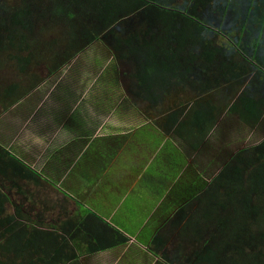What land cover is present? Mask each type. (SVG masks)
I'll use <instances>...</instances> for the list:
<instances>
[{
	"label": "crops",
	"instance_id": "obj_1",
	"mask_svg": "<svg viewBox=\"0 0 264 264\" xmlns=\"http://www.w3.org/2000/svg\"><path fill=\"white\" fill-rule=\"evenodd\" d=\"M11 84L16 88L0 91V103L8 106L10 115L3 124L6 133L0 132V144L19 162L12 163L6 174L0 172V182L6 193L17 197L22 192L24 200L7 202V213L14 214L29 232L44 231L49 246L45 264H148L157 257L150 245H167L165 252L170 257L160 255L156 264H177L172 256L175 240L170 241L173 234L167 230L190 227L187 221L197 204L190 196H179L178 161L187 155L174 137L194 147L197 136L184 135L179 123L170 122L174 107L161 114L162 121L159 115L150 120L147 102L138 100L132 105L125 97L131 95L129 91L124 96L127 100L122 96L115 103L107 97L124 91L105 90L100 102L90 100L93 90L79 98L77 90L39 87L38 82L27 89L17 82ZM130 105L134 112L138 109L146 114L145 120H134ZM103 113L126 119L128 124L121 128L112 120L107 130ZM25 126L29 129L26 141L20 144L24 139L19 140V133ZM192 174L184 172L188 187L192 189V180L199 177L203 186L192 190L194 195L204 192L205 177ZM115 229L127 235L126 242L94 250L97 241H110ZM135 233L142 240L135 239ZM187 234L177 238L183 242ZM52 241L61 245L57 261L51 260Z\"/></svg>",
	"mask_w": 264,
	"mask_h": 264
},
{
	"label": "trees",
	"instance_id": "obj_2",
	"mask_svg": "<svg viewBox=\"0 0 264 264\" xmlns=\"http://www.w3.org/2000/svg\"><path fill=\"white\" fill-rule=\"evenodd\" d=\"M245 1H248V5L244 4V7L241 4L239 6L241 0H183L181 3L174 0H37L34 5L31 0H21L15 4L17 7L11 18V26L21 24L17 27L22 43L17 44L16 31L10 34L12 28H5L6 35L3 32L0 41L20 50L30 49L27 33L31 23L28 24L25 17L29 18L37 6L42 9L41 20L54 17L57 19L56 24H61L67 47L80 50L87 43L101 39L109 47L114 62L129 67L123 73L128 74L132 82L126 86L131 95L125 96L132 105H136L138 100L146 101L149 117L152 115L150 109L164 107L161 109L164 112L174 107L169 112V120L172 124L179 123L181 127L187 119V113H190L189 120L195 125L192 129L200 137L212 124L219 106L205 104L202 99H198L190 107V104L175 107L167 105L168 98L165 99V96L185 89L189 78L197 70L203 74L202 89L225 84L240 85L252 72L264 75V47L259 45L264 41V0ZM210 2L212 5L221 4L223 13L231 9V12L241 15L239 9L242 6L243 20L238 24V36L235 39L207 24L202 13ZM3 3H0L1 9L5 7ZM211 35L223 38L225 43ZM46 47L53 50L50 43ZM56 55L53 53L50 57L51 65L56 63ZM16 56L21 74H28L27 65L32 66L34 53ZM111 65L116 73L118 65ZM50 70L52 74V68ZM260 82L264 85V76ZM6 88L12 90L16 85L9 84ZM257 89L259 92L247 87L228 105L230 112L237 113L251 125L264 117V91ZM14 162H19V159L0 144V172L6 174ZM21 165L27 168L23 163ZM217 175H221V180L215 188L218 190L216 201H210L213 206L206 208L202 205L209 200L206 190L193 196L198 208L197 220L195 222L192 215L187 225H197V230L201 228L200 231H205L208 229L207 219H210V227H213L208 238L207 233L204 234L207 241L201 244L205 247L200 253L197 252L194 264H224L219 250L230 253L231 247L237 250L240 245L244 246V250H249L257 242L253 250L259 247L258 261L264 262V138L256 145L236 151ZM217 175L211 180L218 179ZM3 186L4 183L0 182V257L4 255V260L0 258V264H31L33 258L46 262L45 249L49 246L44 242V231L29 232L25 227L21 228L14 214L7 213L5 204L11 199ZM220 190H225L227 201L242 203V206H231L230 209L234 211L227 214ZM16 212L19 210L16 209ZM235 220L253 223L255 230L251 233L252 241L242 242L237 248L227 242L225 249H222L223 240L214 239L216 248L210 247L212 234L224 231L225 224ZM114 231L116 233L110 241H97L94 250L119 245L127 240V235L122 231ZM38 239L40 244L37 245ZM41 242L46 247L44 245L42 248ZM60 246L58 242L50 243L52 261L60 258ZM39 252L40 256L37 255Z\"/></svg>",
	"mask_w": 264,
	"mask_h": 264
},
{
	"label": "rangeland",
	"instance_id": "obj_3",
	"mask_svg": "<svg viewBox=\"0 0 264 264\" xmlns=\"http://www.w3.org/2000/svg\"><path fill=\"white\" fill-rule=\"evenodd\" d=\"M20 1L21 0H0V3L4 2L3 4H5L4 8H0V36L4 34L6 35V32H4L5 28H12L10 34L16 31L17 35L15 40L17 44H20L23 41L18 36L19 28L17 26L21 24L11 26V18L15 15L14 11H16L15 8L17 7L15 6V4L20 3ZM31 1H33L32 5L37 4V2H35L37 0ZM174 1H176L177 3H181L183 0ZM240 4L245 7V5H248V1L243 2V0H241L239 6ZM242 6L239 9L241 11V15L236 12H231V9L223 13L221 11V4L212 5V3L210 2L203 10L202 15L204 16L208 25L213 26V28L217 29L218 31L220 30L221 32L235 39L238 36V24L243 20ZM41 14L42 9L36 6L33 9L32 15L29 16V18L25 17V20L28 22V24L29 22L31 23L29 32L27 33V35L29 36L28 40L30 39V49L20 50L19 48H16L14 46L7 45L5 41H0V91H4V88H6L12 82L19 83L21 87L25 89L30 88L32 85H34L35 83L37 84L38 82L39 87L57 90L64 88L68 91H80L81 93L79 94V98L84 95L83 93L85 91L93 90L94 97H91L90 100H100V102H103L101 100L103 99L105 90L112 91L114 89H117L118 91H124V93H120L117 97L108 100L114 99V102L118 103L119 101H121L122 96L123 99H126L124 97L127 94L126 86L127 84L131 85L132 82L128 77V74L126 75L123 72L125 69L127 71L129 67L127 68L126 65L122 66V64L117 63V60V62H114V56L112 55L109 47L103 43L104 41L101 39L93 40L92 42L87 43L85 48L80 50H73L70 47L66 46L64 35L61 32V24H56L57 19L54 17H49L45 21H43L40 18ZM235 20H237V22L233 24ZM211 37L219 40L222 43H225L224 39L219 36L211 35ZM242 40L244 41L243 38ZM262 42L263 43H259V45L264 47V41ZM47 43L51 44L53 50H50L48 47H46ZM28 52H33L35 55L32 66L27 65V69H29V72L31 73L28 72V74H21V66L17 62L16 55L22 56L26 55V53ZM53 53H57V55L55 56L57 57V59L55 60L56 63L54 65H51L50 57ZM113 63L118 65V71L116 73L114 67L111 65ZM49 68H52V74ZM32 74H36L37 76H32ZM202 75L203 74L201 70H197L189 78L190 80L185 89L173 91L171 94H169V96H165V99L168 98L167 105H172L175 107H186L188 104H190L188 106L190 107L198 99H202L205 104L209 103L211 105L219 106V110L216 113L212 124L207 128L205 134L203 136L201 135L200 137H196L194 147L192 143H189L185 139H176V136L174 137V140L179 144L181 150L183 149V151L187 155V158H185L183 162L182 159L181 161H178L179 164L181 163V165L178 168L177 172L182 177L179 179V182L177 184L180 188L179 196H190L193 198V188L203 186L200 178L196 177L194 180H192L193 190L190 189L188 187L187 178L185 177L184 172L189 171V173H191V175L193 176L194 174L192 173H200L203 177H205V181L207 184L206 196L209 199L208 201H204L202 205H204V207L206 208H209L213 206L210 201H216L217 197L216 191L218 190H216L215 188L217 185H219L217 184V182L221 180V175L218 176L217 174L223 168V165L228 161L230 156L239 149L258 144L264 138V117L261 118L256 124L251 125L250 123L243 121L237 113L230 112L228 110V105L234 102V100L237 99V96H239V93L242 90L247 89V87L249 89L251 87L254 92H259L257 87L264 91V85H261L260 82L261 79H263L264 75L252 72L245 77L244 81L240 85L233 86L225 84L219 87L207 86V88L205 89L201 88V85L203 83ZM37 77H39L40 80H36ZM2 104L4 103H0V120L2 121V124H0L1 134L6 133L7 131V127H5L3 124L5 122H9L10 120V115L8 114V106L5 105L3 107ZM130 108L131 114L129 115L132 116L134 120H145L143 115L146 114H140L138 109H135L136 111L134 112L132 106ZM163 108L164 107H160L158 109H150L152 114L150 120L158 119L157 116L159 115L160 121H162L163 115L161 114L164 112L161 111V109ZM101 117L103 122H105L103 124L105 128L110 125L109 123L112 120L118 122V124L114 125L117 127L125 128L128 124V121L126 119L123 120L116 118L112 113H103L101 114ZM190 118L191 114L187 113V119H185L184 125L180 127V131L184 135L197 133L196 130L192 129V127L195 125L190 122ZM28 130L29 129L25 126L19 133V140L24 139V141H18L20 144L26 141L25 139ZM107 130L109 129L107 128ZM14 143L16 144V142ZM214 175H217L218 179L214 181L210 180V183H208L209 179H212ZM231 180H233V176H231ZM220 191H222L223 193L221 194L223 196L221 200L227 206V214H229L230 211H234L230 209L231 206H242V203L238 204L235 202L227 201L225 190ZM10 199L12 201L18 200L22 202V192H20L17 197L16 194L10 193ZM238 199L242 200L241 198ZM262 206L264 208V204ZM196 211H194L193 214L195 222L197 220ZM170 220H172V218ZM211 223V220L207 219L208 229H206L205 231H200L201 228L200 230H197V225L190 227L187 226L188 230L190 231L189 234H187V228L185 226L177 228L176 231H171L169 229L167 230L168 233L173 234V237H171L172 239L170 241L175 240L172 243V256L173 258L175 257V261L177 262V264L195 263L197 252L200 253L205 247H203L205 241H202L204 234L207 233V238L209 237V234L211 235L213 228L210 227L212 225ZM122 228L128 230L127 227ZM223 230L224 231L216 233L215 235L212 234V238L210 236V247L216 248L214 242L221 239L223 240L222 249H225L227 242H229V244H234V247H236L242 242L252 241L251 233H254L255 229L252 222L239 223L238 220H235L233 223L225 224ZM237 233L239 235H237ZM181 234H187L184 236L183 242L181 240L179 241V239L177 238V236H180ZM137 238L139 240H142L141 238H139V235H136L135 233V239ZM205 240L207 241V239ZM257 240L260 239L257 238ZM36 241L37 245L40 244L39 239ZM202 243L203 245H201ZM41 245L43 248L45 244L41 242ZM133 245L136 248H139L136 242H134ZM255 246H253L252 248H248L249 250H244V246L241 247V245L238 246V248L236 247L237 250H234V248L231 247L232 251L230 253H225L218 249V254L222 258V262L224 264H264V262L258 261L257 250L259 249V247L256 250H253ZM150 247L155 250L157 257L156 260L150 261L148 264H156V261L158 257H160V255L170 257L165 252L167 249V245L165 247L158 246L157 248L153 245H150ZM181 247L183 248V250L181 249ZM204 252L205 251H203V253ZM0 258L1 260H4V255H2ZM31 264H45V261L42 262L33 258ZM217 264L221 263L219 262Z\"/></svg>",
	"mask_w": 264,
	"mask_h": 264
}]
</instances>
